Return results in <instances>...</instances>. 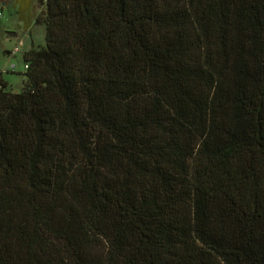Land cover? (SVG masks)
Masks as SVG:
<instances>
[{
	"label": "trees",
	"instance_id": "trees-1",
	"mask_svg": "<svg viewBox=\"0 0 264 264\" xmlns=\"http://www.w3.org/2000/svg\"><path fill=\"white\" fill-rule=\"evenodd\" d=\"M38 2L0 264H264V0Z\"/></svg>",
	"mask_w": 264,
	"mask_h": 264
},
{
	"label": "rangeland",
	"instance_id": "rangeland-1",
	"mask_svg": "<svg viewBox=\"0 0 264 264\" xmlns=\"http://www.w3.org/2000/svg\"><path fill=\"white\" fill-rule=\"evenodd\" d=\"M0 4V70L9 88L18 91L24 80L23 52L45 44L44 26L38 21L42 6L38 0H3ZM15 48L19 51L14 53Z\"/></svg>",
	"mask_w": 264,
	"mask_h": 264
},
{
	"label": "built area",
	"instance_id": "built-area-1",
	"mask_svg": "<svg viewBox=\"0 0 264 264\" xmlns=\"http://www.w3.org/2000/svg\"><path fill=\"white\" fill-rule=\"evenodd\" d=\"M1 16H2V6H1V4H0V17H1ZM18 51H19V49H18V48H15L13 52L15 53V52H18ZM11 67H12V68H15V65L13 64V65H11ZM24 67H26V66H24Z\"/></svg>",
	"mask_w": 264,
	"mask_h": 264
},
{
	"label": "water",
	"instance_id": "water-1",
	"mask_svg": "<svg viewBox=\"0 0 264 264\" xmlns=\"http://www.w3.org/2000/svg\"><path fill=\"white\" fill-rule=\"evenodd\" d=\"M2 4H4V2ZM15 92H17V91H15Z\"/></svg>",
	"mask_w": 264,
	"mask_h": 264
},
{
	"label": "crops",
	"instance_id": "crops-1",
	"mask_svg": "<svg viewBox=\"0 0 264 264\" xmlns=\"http://www.w3.org/2000/svg\"><path fill=\"white\" fill-rule=\"evenodd\" d=\"M2 3H3V2H2ZM4 4H5V2H4ZM4 4H3V5H4Z\"/></svg>",
	"mask_w": 264,
	"mask_h": 264
}]
</instances>
